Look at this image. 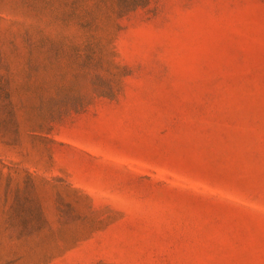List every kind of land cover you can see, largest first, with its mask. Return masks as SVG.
Listing matches in <instances>:
<instances>
[{
  "label": "rangeland",
  "instance_id": "374dc122",
  "mask_svg": "<svg viewBox=\"0 0 264 264\" xmlns=\"http://www.w3.org/2000/svg\"><path fill=\"white\" fill-rule=\"evenodd\" d=\"M0 264H264V0H0Z\"/></svg>",
  "mask_w": 264,
  "mask_h": 264
}]
</instances>
